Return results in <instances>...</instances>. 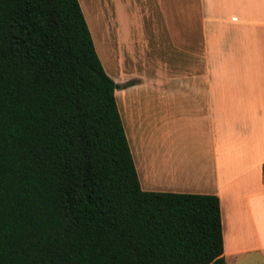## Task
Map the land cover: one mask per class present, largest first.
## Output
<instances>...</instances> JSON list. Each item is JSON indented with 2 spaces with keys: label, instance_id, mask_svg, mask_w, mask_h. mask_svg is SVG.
<instances>
[{
  "label": "trees",
  "instance_id": "1",
  "mask_svg": "<svg viewBox=\"0 0 264 264\" xmlns=\"http://www.w3.org/2000/svg\"><path fill=\"white\" fill-rule=\"evenodd\" d=\"M114 88L78 0H0V264H225L216 195L140 188Z\"/></svg>",
  "mask_w": 264,
  "mask_h": 264
},
{
  "label": "crops",
  "instance_id": "2",
  "mask_svg": "<svg viewBox=\"0 0 264 264\" xmlns=\"http://www.w3.org/2000/svg\"><path fill=\"white\" fill-rule=\"evenodd\" d=\"M97 4L140 188L216 195L225 264L264 258V0Z\"/></svg>",
  "mask_w": 264,
  "mask_h": 264
},
{
  "label": "rangeland",
  "instance_id": "3",
  "mask_svg": "<svg viewBox=\"0 0 264 264\" xmlns=\"http://www.w3.org/2000/svg\"><path fill=\"white\" fill-rule=\"evenodd\" d=\"M78 3H80L79 6L82 11L87 28L89 30L95 52L99 58V61L104 71L107 74L114 73V75L125 77V79H128V81L131 80L130 78H126L127 76H124V74L129 73V71L132 70H136V69L138 70V67L136 69L135 67H129L128 64L125 65V62L123 63V61H120L119 65L116 64L118 57L122 56L124 59L126 53L121 51V53L119 54L117 53V51L114 52L113 49L111 50L109 48L108 37L102 31V20L99 19L97 0H79ZM124 10L125 13L127 14L129 11V6L125 5ZM127 29L128 27L125 28L126 31ZM122 81L123 82L121 84L127 83V80L123 79ZM226 263L227 264H264V258L257 256L255 258V256H253L249 260L234 259L231 262L227 261Z\"/></svg>",
  "mask_w": 264,
  "mask_h": 264
},
{
  "label": "water",
  "instance_id": "4",
  "mask_svg": "<svg viewBox=\"0 0 264 264\" xmlns=\"http://www.w3.org/2000/svg\"><path fill=\"white\" fill-rule=\"evenodd\" d=\"M116 86V85H115Z\"/></svg>",
  "mask_w": 264,
  "mask_h": 264
}]
</instances>
